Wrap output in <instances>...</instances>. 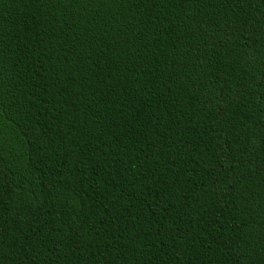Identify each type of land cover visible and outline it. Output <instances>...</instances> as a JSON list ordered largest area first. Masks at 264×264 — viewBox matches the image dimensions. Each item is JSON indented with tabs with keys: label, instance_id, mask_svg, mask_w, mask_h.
Instances as JSON below:
<instances>
[{
	"label": "trees",
	"instance_id": "trees-1",
	"mask_svg": "<svg viewBox=\"0 0 264 264\" xmlns=\"http://www.w3.org/2000/svg\"><path fill=\"white\" fill-rule=\"evenodd\" d=\"M0 264H264V0H0Z\"/></svg>",
	"mask_w": 264,
	"mask_h": 264
}]
</instances>
